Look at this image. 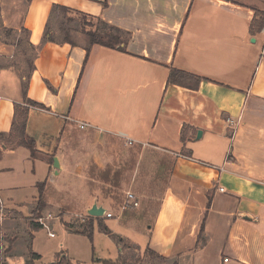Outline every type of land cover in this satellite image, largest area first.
<instances>
[{
	"label": "crops",
	"instance_id": "crops-1",
	"mask_svg": "<svg viewBox=\"0 0 264 264\" xmlns=\"http://www.w3.org/2000/svg\"><path fill=\"white\" fill-rule=\"evenodd\" d=\"M55 6L127 32L124 51L43 43ZM254 10L264 13L253 0H0V134L25 98L48 109L28 111L33 157L21 147L0 152L4 207L17 214L12 196L29 187L32 214L40 183L51 207L52 179L59 195L86 196L94 180L85 164L112 165L99 150L110 136L138 152L139 207L116 217L145 235V251L177 264H264V28L250 34ZM22 30L38 50L25 98ZM170 68L205 80L196 89L167 84ZM19 154L22 184L11 180L16 161L4 164ZM89 195L86 212L105 209Z\"/></svg>",
	"mask_w": 264,
	"mask_h": 264
},
{
	"label": "rangeland",
	"instance_id": "rangeland-1",
	"mask_svg": "<svg viewBox=\"0 0 264 264\" xmlns=\"http://www.w3.org/2000/svg\"><path fill=\"white\" fill-rule=\"evenodd\" d=\"M255 1L264 7V0H253V2ZM99 25L95 19L57 11L50 20L48 30L56 42L68 40L72 44L83 42L89 44L85 32L94 31ZM22 38L25 39L24 34H22ZM20 56L17 59L18 61L16 60L18 62L16 67L22 68V72L24 73L26 65L21 63L24 57L21 54ZM76 134H74V138H76ZM80 136L82 139L90 140L93 143L88 133H83ZM74 140H77V138ZM104 144H107L108 148L102 146L101 148L99 147V150L108 152L112 159V165H107L105 168L111 167L112 170L122 172L119 180L120 186L115 193L107 196L101 191V189L106 187L97 180V174L93 178V184L86 182L88 183V185L86 184V196L83 195L84 193L81 191V188L75 189L74 192L68 194L63 191V195H59L57 189L61 186V183H59V180L53 183L52 179L50 186L53 188V191L51 190L49 194L51 207H45L36 215H33L30 213V208L33 196H36V193L30 191L29 187L16 191L12 198L16 203L15 210L17 214L9 211L3 205V219L0 221V264H25L30 259L31 253L40 256L33 264H55V256L57 254H60L61 257H67L73 264H105L103 263L104 261L114 264H173L176 261L164 260L159 256L147 253L145 251L147 247L145 235L134 231L128 225H124L116 217L124 194L128 191L132 192L133 189V184L131 183L133 171L128 169L129 152L131 149H127L116 138L110 136L105 137ZM20 155H17L14 159L8 157L7 161L3 162L9 165L10 162L16 161L13 175H11L12 183L16 184H22L26 181V175L18 166V162L21 159ZM91 165L92 161H90V164H85L86 173ZM90 185L92 186L91 188ZM92 192H94V196L92 197H95L100 203H105V209H110L109 212L115 215L113 218L107 219L103 217L99 221L95 220L93 235L90 240L78 232L83 230L84 226L89 223V216L84 210V203L88 199H92L89 195L90 193L92 195ZM1 197V200L4 201L5 197ZM47 214L53 217V220L48 223L50 232L54 234L53 238L48 237L47 231L41 228L39 231L34 232L33 238L30 239L31 226L36 223L35 219ZM100 224L104 225L110 233L106 234L102 232ZM119 240L123 241L119 245L122 250V255L120 256ZM127 242L137 246L139 252L134 251V248L131 246L129 248ZM10 245L12 248L8 251Z\"/></svg>",
	"mask_w": 264,
	"mask_h": 264
},
{
	"label": "trees",
	"instance_id": "trees-1",
	"mask_svg": "<svg viewBox=\"0 0 264 264\" xmlns=\"http://www.w3.org/2000/svg\"><path fill=\"white\" fill-rule=\"evenodd\" d=\"M57 11L73 14L75 16H83L86 18L95 19L80 13L72 12L66 8L55 6L53 8L50 20L54 15V13ZM95 20H97L98 23L100 24L99 27L94 31L85 32V35L89 40V45L90 46L100 45L109 49L124 51V48L129 41V34L127 32H124L114 26H111L103 22L102 20H98V19ZM263 28H264V13L254 10V17L250 24V30H249L250 34L257 35L262 31ZM22 33L25 35V39L19 40L18 49H20V51H18L17 54L23 55L24 57L23 63L26 65L25 72L24 73L22 72L21 74V79H22L21 87L25 98L28 80L34 70L33 61L37 56L38 50L36 47H34L29 43L28 32L22 30ZM49 42L55 43L56 41L53 39V37H51V32L48 30L47 27L43 36V43H49ZM62 43L72 44L68 40H64ZM203 80L205 79L197 77L193 74L186 73L181 70H177L175 68H170L167 77V84L177 85L188 89H196ZM30 108L48 111V109H46L42 104L33 102L27 98L24 99L23 104L21 105L15 104L9 133L0 134V152L3 150H10L16 147H21L27 149L32 157L36 154L35 143L33 139H31L26 134V122L28 117V111ZM129 154L130 157L128 160V169L133 171L136 165V158L138 157V152L137 151L133 152L131 150ZM96 174H97V180H99L106 188H108V189L106 188L101 189V191L104 192L105 195L107 196L112 195V193L114 194L115 191L119 188L120 186L119 180L122 175V172H120L119 170H112L111 167H106L103 170H100L95 165H91L89 169L90 178L93 179L94 177H96ZM44 188H45L44 183L38 184V199L32 213L33 215H36L40 210H42L45 207ZM38 218L39 217H37L35 221ZM95 220L99 221L100 218L88 217L89 223H87L86 226H84V229L78 233L85 235L91 240L93 235V224ZM40 229L41 226L37 223H34V225L31 226L32 233L37 232ZM100 229L102 230V232L106 234L110 233L104 225L100 224ZM32 238H33L32 235H30V239ZM119 242L121 243L120 240ZM10 249H11V245L8 251H10ZM146 252L149 253L150 255L157 256L155 253H153L148 249L146 250ZM39 258H40L39 255L35 253H31L30 259L25 264H33L34 261ZM55 261H56L55 264H73L69 259H67V257L65 256L61 257L60 254H57L55 256ZM103 263L114 264L109 261H104ZM173 264H177V262H174Z\"/></svg>",
	"mask_w": 264,
	"mask_h": 264
},
{
	"label": "built area",
	"instance_id": "built-area-1",
	"mask_svg": "<svg viewBox=\"0 0 264 264\" xmlns=\"http://www.w3.org/2000/svg\"><path fill=\"white\" fill-rule=\"evenodd\" d=\"M226 122H227L228 126H230V127H234V125H236L234 120L229 119V118L226 119ZM77 126L81 130H83L84 128L87 127L86 124H81V123L78 124ZM132 143L133 142L130 140H126V142H125V144L128 146H131ZM220 191H222V190H220ZM138 207H139L138 198L135 196V194L128 191L124 194L123 201L118 208V214H119V216H121L124 212L129 211V210H135ZM2 212H3V203L0 200V221H2V219H3ZM114 215H115L114 213H111L106 209L103 217L109 219V218H113ZM52 220H53V217L50 214H47L46 216L39 217L36 220V223L39 224L41 226V228H43L47 231V236L50 238H53V236H54V234L50 232L49 225H48V223H50V221H52Z\"/></svg>",
	"mask_w": 264,
	"mask_h": 264
},
{
	"label": "water",
	"instance_id": "water-1",
	"mask_svg": "<svg viewBox=\"0 0 264 264\" xmlns=\"http://www.w3.org/2000/svg\"><path fill=\"white\" fill-rule=\"evenodd\" d=\"M198 135L200 136V132H198ZM53 166L54 168L58 169V159L56 157L53 158ZM105 214V209L102 206H98L96 203H94L89 210H87V215L89 217L93 218H102ZM246 219H248L246 217Z\"/></svg>",
	"mask_w": 264,
	"mask_h": 264
}]
</instances>
